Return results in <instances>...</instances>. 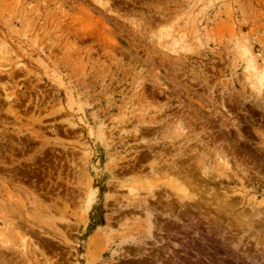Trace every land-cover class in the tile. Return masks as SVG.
Returning <instances> with one entry per match:
<instances>
[{"label": "rangeland", "instance_id": "obj_1", "mask_svg": "<svg viewBox=\"0 0 264 264\" xmlns=\"http://www.w3.org/2000/svg\"><path fill=\"white\" fill-rule=\"evenodd\" d=\"M101 2L0 0V264H264V90L237 51L264 65V0ZM195 153L221 179L178 221L149 166Z\"/></svg>", "mask_w": 264, "mask_h": 264}, {"label": "bare ground", "instance_id": "obj_2", "mask_svg": "<svg viewBox=\"0 0 264 264\" xmlns=\"http://www.w3.org/2000/svg\"><path fill=\"white\" fill-rule=\"evenodd\" d=\"M99 5L100 6H102V7H106V5H107V2H101V0H100V3H99ZM107 9V8H106ZM160 41H162V46L164 47V48H167V49H170V50H173L174 48V46H180L182 43H183V36H178V35H172V34H168V35H163L162 37H161V39H160ZM237 51H239L240 52V59H241V61L243 62V68H244V71H245V75H246V79L245 80H247V82H248V86H250L251 87V89L252 90H254L255 92H257V93H261V92H263V90H264V65L262 64V65H259L258 64V62L256 61V59H255V57L253 56V54H252V52L250 51V49L249 48H247L246 46H245V44L243 43V44H238V50ZM1 57V56H0ZM258 95V94H257ZM152 122H154L153 120H152ZM154 124H155V122H154ZM179 124V123H178ZM180 127V126H179ZM182 127V126H181ZM164 129V128H163ZM180 129V128H179ZM146 130V129H145ZM148 130H151V129H149L148 128ZM159 135V134H158ZM145 143V142H144ZM148 143V142H147ZM147 143H145L146 145H147V149H146V151L148 150V148L150 147L149 146V143L147 144ZM145 144H142V145H145ZM162 144V143H161ZM160 144V145H161ZM207 145V144H206ZM149 146V147H148ZM162 146H164V144L162 145ZM205 146V145H204ZM203 147V146H202ZM207 146H205V148H206ZM142 148V147H141ZM151 148V147H150ZM153 148V147H152ZM161 148V147H160ZM159 148V149H160ZM162 148H164V147H162ZM168 148L169 147H166V149L168 150ZM158 149V150H159ZM165 149V148H164ZM175 149V148H174ZM174 149H172V150H174ZM155 150V149H154ZM153 150V151H154ZM163 150V149H162ZM171 149H170V151H172ZM152 151V152H153ZM166 151V150H165ZM164 151V152H165ZM151 152V153H152ZM154 152H156L157 154H158V152L157 151H154ZM174 152H175V150H174ZM148 153V156H150L149 154H150V152L148 151L147 152ZM146 153V154H147ZM169 153V152H168ZM196 153H199V151L197 152L196 151ZM194 154V156H193V158L194 159H196V166H194V168L192 169V173L190 174V175H185V172H184V176H181V174H180V172H178V171H175L174 169V165L173 164H170L171 166H167V161L164 159L163 161H166V162H164V163H166L165 165H164V167L162 166H159L158 167V169L159 168H161V169H159V171L157 170V169H155L156 168V166H154L153 164H154V161H152L153 162V164H152V162H151V164H150V162H148L149 164H150V169H151V171L152 172H154V174L155 173H157V172H162L163 173V175L165 174V175H167L166 176V178H164L163 176H162V178H158V180L160 181V179H166L168 182L166 183V181L164 180V181H162V182H164V184L166 183V184H170V186L168 187V190H163V189H160L161 190V193H160V198L159 197H155L154 196V194L153 195H150V198L152 197V200H153V198L155 199L154 201L156 202V206H157V204L159 205V207H160V203L161 202H163L164 203V205L163 204H161L162 205V207L166 210V212H174V211H176L177 209H179L180 211H178V213H177V215H176V218L178 219L179 217V219H181V218H186V219H189V217H191V216H189L190 214H189V212L191 211L192 212V210L193 211H195V210H197V212H201L200 210V208L196 205L198 202L199 203H202V201H203V198L207 195V191L209 190V188H208V190H207V186H208V184L210 185V183L211 184H215L216 183V181H214L216 178L218 179L219 177H220V173L218 174V175H215V177H213V176H211L210 174H209V172H208V169H207V167H206V165L202 162V160H201V157H203L204 155H202L201 153L200 154ZM153 154V153H152ZM164 154H166V153H164ZM145 155V154H144ZM155 155V154H154ZM169 155H171V154H169ZM220 155V154H219ZM156 156H158V155H156ZM172 156V155H171ZM189 156V155H188ZM159 157V156H158ZM224 157H226V156H224ZM147 158V157H146ZM153 158V157H152ZM151 159V158H150ZM187 159V158H186ZM191 159H192V157H191ZM145 160V159H144ZM149 161V160H148ZM217 161L218 162H216V163H219V164H221L222 166H223V168L224 169H226L227 170V168L229 169V167H228V161L227 160H225L223 157H221V158H218L217 159ZM146 162V161H145ZM177 162V161H176ZM181 162V161H180ZM184 162V161H183ZM220 162H222V163H220ZM178 163V162H177ZM147 164V163H146ZM176 164V163H175ZM181 165H182V163H180ZM156 165L158 166V164L156 163ZM159 165H160V163H159ZM192 165V164H191ZM178 166V165H177ZM184 166V165H183ZM187 166V165H186ZM188 166H190L189 164H188ZM155 167V168H154ZM148 168V167H147ZM178 168V167H177ZM185 168V167H184ZM188 168V167H187ZM192 168V167H191ZM135 169V168H134ZM186 169V168H185ZM190 169V168H189ZM223 169V170H224ZM230 169H231V166H230ZM154 170V171H153ZM161 170V171H160ZM183 170V169H182ZM191 170V169H190ZM179 171H181V167H180V169H179ZM231 171V170H230ZM229 171V172H230ZM134 172H136V171H134ZM141 172V171H140ZM190 172V171H189ZM232 172V171H231ZM183 173V172H182ZM188 173V172H187ZM217 173V172H216ZM161 177V176H160ZM222 177V176H221ZM229 177V176H228ZM151 178V177H150ZM156 178V177H155ZM219 179H221V178H219ZM219 181V180H218ZM217 181V182H218ZM161 184H163V183H161ZM217 184V183H216ZM219 184V183H218ZM132 185H134V184H132ZM136 185V184H135ZM150 184H148V182L147 183H145L144 184V181L142 182V184H141V186L143 187V189L142 190H148V189H150V186H149ZM220 185H221V183H220ZM137 186V185H136ZM135 186V187H136ZM140 186V187H141ZM162 186V185H161ZM166 186V185H165ZM168 186V185H167ZM138 187V186H137ZM209 187V186H208ZM163 188V187H162ZM166 188V187H165ZM223 188V187H222ZM114 189V188H113ZM215 190H217V189H215ZM176 191H183V192H189L190 191V193L192 192L193 193V195H192V193H191V195H190V197L188 198V204L187 203H185V201H184V199L186 198V194H183L182 192H181V194H183V196L185 197L184 199L182 198L183 196L180 194V197L178 196L177 198H176V196L175 197H173V196H171V193H175ZM170 192V193H169ZM209 192V191H208ZM146 193V192H145ZM190 193H188V194H190ZM146 194H148L149 195V193H146ZM151 194V193H150ZM187 194V197L189 196ZM176 195V194H175ZM178 195V194H177ZM158 196H159V194H158ZM176 198V199H175ZM142 199V198H141ZM214 199H215V197H214ZM186 201H187V199H186ZM189 202H192V203H189ZM152 203V202H151ZM190 204H195L196 206L195 207H190ZM204 204V203H203ZM203 204H202V206H203ZM154 205V206H155ZM161 207V208H162ZM228 207V206H227ZM127 211L125 212L127 215H130V216H132L133 217V214H136V213H134V211L136 210H138L139 212H143V215H145V217H143V219H144V225H145V223H146V225H145V228L147 229V232H145V233H148V234H150V230L152 229V227H153V221L155 220V213L153 214L152 212H154V210L155 209H152V206H151V204L148 202V200L147 199H145L144 198V200H139L138 199V202L137 203H135V204H130V205H127ZM162 211V210H161ZM219 211V210H218ZM165 212V213H166ZM190 212V213H191ZM217 212V211H216ZM124 213V212H123ZM125 214V215H126ZM126 215V216H127ZM157 215V214H156ZM158 215H160V214H158ZM138 215L136 214V217H137ZM189 216V217H188ZM124 217V216H123ZM188 217V218H187ZM118 218V217H117ZM126 218H128V217H126ZM131 218V217H130ZM139 218H141L140 217V215H139ZM159 218H161L160 216H159ZM158 218V219H159ZM195 218V217H194ZM213 218V217H212ZM124 219V218H123ZM131 219H134V218H131ZM142 219V218H141ZM179 219H178V221H179ZM185 219V220H186ZM162 220H164V219H162ZM166 221L168 220L169 221V219H165ZM156 221V220H155ZM171 221V220H170ZM163 222V221H162ZM161 222V223H162ZM189 222V221H188ZM187 222V223H188ZM158 223H159V221H158ZM235 223V222H234ZM175 224V223H174ZM177 224V223H176ZM162 225V224H161ZM161 225H159L160 227H161ZM197 225V224H196ZM154 226H155V224H154ZM158 226V227H159ZM166 226V225H165ZM144 227V226H143ZM168 227V226H167ZM144 228V229H145ZM165 228V227H164ZM169 229V228H168ZM160 230H161V228H160ZM158 231V230H157ZM170 231V230H169ZM165 233V232H164ZM140 235V234H139ZM147 235V234H146ZM148 236V235H147ZM147 238V237H146ZM173 253V252H172ZM160 257V256H159ZM159 260V259H158ZM135 264H139V263H135Z\"/></svg>", "mask_w": 264, "mask_h": 264}]
</instances>
